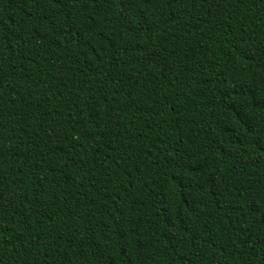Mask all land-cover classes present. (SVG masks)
Masks as SVG:
<instances>
[{
  "label": "trees",
  "instance_id": "trees-1",
  "mask_svg": "<svg viewBox=\"0 0 264 264\" xmlns=\"http://www.w3.org/2000/svg\"><path fill=\"white\" fill-rule=\"evenodd\" d=\"M0 264H264V0H0Z\"/></svg>",
  "mask_w": 264,
  "mask_h": 264
}]
</instances>
